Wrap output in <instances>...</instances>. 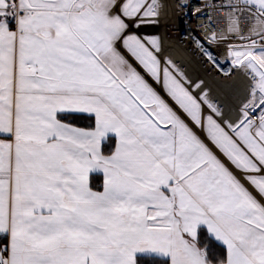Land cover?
<instances>
[{
	"label": "snow or ice",
	"instance_id": "6c2138e0",
	"mask_svg": "<svg viewBox=\"0 0 264 264\" xmlns=\"http://www.w3.org/2000/svg\"><path fill=\"white\" fill-rule=\"evenodd\" d=\"M166 6L0 0V264H264V0L195 9L215 93Z\"/></svg>",
	"mask_w": 264,
	"mask_h": 264
},
{
	"label": "bare ground",
	"instance_id": "6f19581e",
	"mask_svg": "<svg viewBox=\"0 0 264 264\" xmlns=\"http://www.w3.org/2000/svg\"><path fill=\"white\" fill-rule=\"evenodd\" d=\"M166 9L164 15L161 17V21L157 27H154V31H158L165 39V51L166 54L172 56L179 63L184 65L190 75L203 76L209 81V85L213 88L214 93L217 91H227L228 85L232 82L222 81L218 83L213 77L206 76L202 66L197 60H195L192 53L185 48L184 43L180 42L178 35L179 14L177 13L175 0H166ZM153 28V27H152ZM150 26H147L144 31H153Z\"/></svg>",
	"mask_w": 264,
	"mask_h": 264
},
{
	"label": "built area",
	"instance_id": "2783aa9c",
	"mask_svg": "<svg viewBox=\"0 0 264 264\" xmlns=\"http://www.w3.org/2000/svg\"><path fill=\"white\" fill-rule=\"evenodd\" d=\"M176 5H177V0H175ZM206 0H190L191 3V7L184 10L183 12L181 11V9L177 8V13L179 14V25H178V35H179V39L181 43H184L185 48H188L187 44H186V31L189 28L192 29H197V26L200 25L203 21L198 17V14L194 15L193 13L195 12L196 8H203L204 4H205ZM186 13V14H185ZM158 25L155 26H150L153 31L148 32V33H158L161 35V33H159L158 31H154V27H157ZM198 30V29H197ZM162 36V35H161ZM188 51L190 52V50L188 49ZM191 53V52H190ZM214 80H216L218 83L224 81V80H219L216 79L215 77H213Z\"/></svg>",
	"mask_w": 264,
	"mask_h": 264
},
{
	"label": "trees",
	"instance_id": "16d2710c",
	"mask_svg": "<svg viewBox=\"0 0 264 264\" xmlns=\"http://www.w3.org/2000/svg\"><path fill=\"white\" fill-rule=\"evenodd\" d=\"M68 119H74V120H76L77 123H80V124H84V123L87 122L86 120H84L81 117H73V116H70V117H68ZM95 182H99V181L97 180Z\"/></svg>",
	"mask_w": 264,
	"mask_h": 264
}]
</instances>
